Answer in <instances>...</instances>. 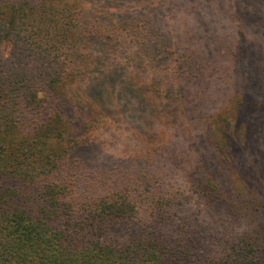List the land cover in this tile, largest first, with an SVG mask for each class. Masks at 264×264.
Wrapping results in <instances>:
<instances>
[{
  "label": "trees",
  "instance_id": "obj_1",
  "mask_svg": "<svg viewBox=\"0 0 264 264\" xmlns=\"http://www.w3.org/2000/svg\"><path fill=\"white\" fill-rule=\"evenodd\" d=\"M137 1L0 0V264H264V193L219 174L264 101L199 106L211 83L237 95L236 53Z\"/></svg>",
  "mask_w": 264,
  "mask_h": 264
},
{
  "label": "rangeland",
  "instance_id": "obj_2",
  "mask_svg": "<svg viewBox=\"0 0 264 264\" xmlns=\"http://www.w3.org/2000/svg\"><path fill=\"white\" fill-rule=\"evenodd\" d=\"M127 1L129 3L124 5H136L138 2ZM165 4L163 12L156 15L162 16V20L172 28V33L177 39L179 37L185 44L203 49L231 48L236 53L235 60H232L233 71L227 68L230 76L220 80L227 83L235 82L238 88L237 95H233L229 84L223 86L220 83H211L198 99L199 106L207 111H225L231 106L230 102L238 99L239 95L248 97L254 104L264 101L263 87L257 86L256 82L263 81L264 78V0H169ZM258 56H261L260 59L255 60ZM220 64L228 65V61L221 60ZM245 68L247 70H243ZM236 70L243 75L244 87L238 83L240 78L236 75ZM146 101L151 102L150 98L140 100L144 103H147ZM155 106L167 114L166 102L158 100ZM235 109L232 107L228 111L233 112ZM129 114L127 113V116ZM240 114L238 111L237 115ZM242 116H245V125L249 126V130H245L247 148L245 150L241 148L240 151L225 156L219 167V174L222 180L227 181L234 189L257 190L258 194H263L264 106L250 110L247 115L242 113ZM164 131L166 143L171 140L170 142L182 144L180 134L182 132L179 133L173 125L163 126L158 133ZM173 134L176 135L171 138ZM110 136L111 134L109 138ZM110 146L109 151L115 149L112 147L114 144Z\"/></svg>",
  "mask_w": 264,
  "mask_h": 264
}]
</instances>
